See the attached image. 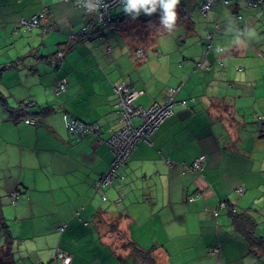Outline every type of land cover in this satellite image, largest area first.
<instances>
[{"label": "crops", "instance_id": "crops-1", "mask_svg": "<svg viewBox=\"0 0 264 264\" xmlns=\"http://www.w3.org/2000/svg\"><path fill=\"white\" fill-rule=\"evenodd\" d=\"M77 1L0 0V264H150L132 244L155 264H264V2L202 13L203 0H180L169 32L159 10L130 24L120 3L103 24ZM43 7L45 32L18 27ZM85 24L96 36L75 38ZM120 82L142 107L179 90L112 172ZM64 117L100 131L77 136Z\"/></svg>", "mask_w": 264, "mask_h": 264}, {"label": "built area", "instance_id": "built-area-1", "mask_svg": "<svg viewBox=\"0 0 264 264\" xmlns=\"http://www.w3.org/2000/svg\"><path fill=\"white\" fill-rule=\"evenodd\" d=\"M216 0H203L200 5V11L205 13L211 7V5ZM223 5L227 4V0H220ZM99 3V8L96 10L97 13V22L103 24L111 23V11L117 5L121 3V0H103L100 3V0H96ZM264 0H246V5L252 8L258 7L260 4H263ZM77 6L81 9L86 11H92L88 7L87 0H78L76 2ZM240 19V16H237ZM38 17H30L29 19H21L18 23V27H23L24 29L28 30L32 27L37 26ZM217 28V25H214ZM90 29L91 31H96V26L94 24H87L83 28V30ZM212 30L207 36L208 44L206 45L205 53L208 54L213 48L211 44V38L213 36ZM218 50H222L220 47ZM63 51H59L56 53V57L58 60L63 58ZM137 55H140V50L137 51ZM199 65V63H198ZM264 78V75H263ZM65 89V83L59 81L56 92H63ZM179 87L177 88H167L166 90V97L162 103L153 102L148 107H142L140 105L134 104V102L129 97V87L127 84L120 82L116 87L115 91L118 95V100L114 107L119 109V123L120 126L107 139L106 143L109 146L112 155L113 161L111 163V171L113 172L119 165L123 164L130 153L132 152L133 148L135 147L136 143L139 140L146 141L151 133L157 129V127L164 121L166 117H168L173 112V105L175 103V95L177 94ZM24 122H28L33 124V119H25ZM63 123L68 131L74 133L77 136L95 133L97 134L100 131V127L97 124H85L79 120H68L64 117ZM263 129V128H262ZM264 130V129H263ZM204 157L199 156L195 161L192 163V169L196 171H200L202 169L201 163L203 162ZM110 176L108 173L107 176H103V180H107ZM240 192V189H238ZM12 201L14 202L15 194H11ZM191 200V199H190ZM220 209L226 210L227 203L225 201H221L219 203ZM234 212L233 208L231 209ZM65 225H61L59 227L60 231L64 230ZM56 258H64V253L57 252L55 255Z\"/></svg>", "mask_w": 264, "mask_h": 264}, {"label": "clouds", "instance_id": "clouds-1", "mask_svg": "<svg viewBox=\"0 0 264 264\" xmlns=\"http://www.w3.org/2000/svg\"><path fill=\"white\" fill-rule=\"evenodd\" d=\"M103 0H100L102 3ZM88 7L92 11L99 8V3L96 0H87ZM123 11L126 15L135 20L143 12L151 16L160 11V27L171 32L177 21V6L180 0H121Z\"/></svg>", "mask_w": 264, "mask_h": 264}, {"label": "rangeland", "instance_id": "rangeland-1", "mask_svg": "<svg viewBox=\"0 0 264 264\" xmlns=\"http://www.w3.org/2000/svg\"><path fill=\"white\" fill-rule=\"evenodd\" d=\"M74 7L76 8V9H81V8H79L78 6H77V4H76V2H74ZM120 5V4H119ZM118 6V5H117ZM81 10H83V9H81ZM47 12H48V8L47 7H43L41 10H40V13L39 14H35V15H32L31 16V18L32 17H34V16H36V17H38L39 18V16L40 17H42L43 15H45V14H47ZM149 15H142V13L139 15V17L138 18H140L139 20H138V18H136L135 20H133L131 17H129V18H125L124 19V22L125 23H130V24H137V23H139V21L141 20V19H145V18H147ZM37 21H38V19H37ZM85 26H87V24H85V25H83L81 28H80V30L78 31V33H77V35L75 36V38H78V37H80V36H82V35H85V34H87V33H93L90 29H86V30H83V28L85 27ZM32 28H39L42 32H45L46 31V28H44V27H42V26H40V24L38 23L37 24V26H35V27H32ZM105 31H103V33H104ZM109 32V30H107V32H105V34H107ZM263 33H264V31H263ZM94 34V37L96 36V33H93ZM99 35V34H98ZM70 36H72L73 37V35H70ZM106 36V35H105ZM105 36H103V37H100V35H99V37H96L93 41H97L98 42V46H99V48L103 51V53H106V47H107V44H106V40H105ZM103 43V46L102 45H100V43ZM122 47V51H125L126 49H127V46H121ZM201 58V57H200ZM198 61V60H197ZM205 64V63H204ZM201 69H203V67H201ZM201 69H199V70H197V72L199 73H203V71H201ZM6 71H9V68H7L6 69ZM0 90H1V86H0ZM0 93H1V91H0ZM217 104V106L219 107V108H221L220 106H219V104L218 103H216ZM2 113L3 114H5V112H3L2 111ZM2 113H0V115H2ZM256 136H258V134H256ZM4 162H3V158L0 156V190H3L5 187H4V185H6V182L8 181V178H7V176H6V173H7V170H5V167H4ZM0 193H1V191H0ZM11 201V200H10ZM84 225H86V224H84ZM89 230H92V228L90 227L89 228ZM139 242V244L140 245H142V243L140 242V241H138ZM103 248L104 249H106V248H108L106 245H104L103 246ZM135 255H133V257H134ZM135 258H137V256H135Z\"/></svg>", "mask_w": 264, "mask_h": 264}, {"label": "trees", "instance_id": "trees-1", "mask_svg": "<svg viewBox=\"0 0 264 264\" xmlns=\"http://www.w3.org/2000/svg\"><path fill=\"white\" fill-rule=\"evenodd\" d=\"M228 1V0H227ZM215 3V2H214ZM213 3V4H214ZM212 4V5H213ZM212 5H211V7H212ZM221 5L222 6H224V7H228L229 6V2H227V4L226 5H223L222 3H221ZM217 25V28H215L214 27V25ZM213 27H212V30H217L219 27H218V23H213V25H212ZM208 40V39H207ZM209 42L207 41L206 43H205V46L208 44ZM206 49V48H205ZM206 51V50H205ZM258 119V121H261V118H257ZM139 141H143V140H139ZM137 144V143H136ZM226 203H227V201H225ZM226 211H231V207L227 204V209H226ZM0 228H5V225L4 224H2L1 226H0ZM249 240V242L251 241V236H250V238L248 239ZM252 242V241H251ZM132 247L135 249V251L138 253V255L142 258V259H144V260H148V262L150 263V264H155L154 262H153V260L152 259H149V257H147V255H145V254H143V252H141V251H139L137 248H135V246L132 244Z\"/></svg>", "mask_w": 264, "mask_h": 264}]
</instances>
